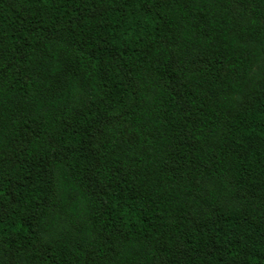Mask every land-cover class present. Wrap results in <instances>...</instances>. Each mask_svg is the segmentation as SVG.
<instances>
[{"label":"trees","instance_id":"trees-1","mask_svg":"<svg viewBox=\"0 0 264 264\" xmlns=\"http://www.w3.org/2000/svg\"><path fill=\"white\" fill-rule=\"evenodd\" d=\"M0 264H264V0H0Z\"/></svg>","mask_w":264,"mask_h":264}]
</instances>
